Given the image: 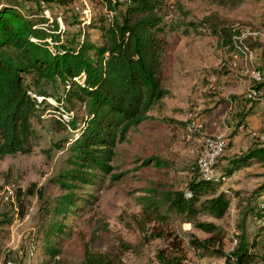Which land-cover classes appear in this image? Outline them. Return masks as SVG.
I'll return each instance as SVG.
<instances>
[{
  "label": "trees",
  "instance_id": "obj_1",
  "mask_svg": "<svg viewBox=\"0 0 264 264\" xmlns=\"http://www.w3.org/2000/svg\"><path fill=\"white\" fill-rule=\"evenodd\" d=\"M99 2L104 13L82 24L83 30L61 39L63 31L58 29L55 19L48 25L47 18L40 16L34 21L32 16L37 12L41 15L50 6L76 10L75 0H0V159L30 152L32 120L40 118L43 105L50 106L47 97L55 98L52 110L82 111L79 121L72 117L52 118L56 129L72 131L70 167L55 178L62 192L46 209L49 219L42 240L44 251L52 260L60 254L58 239L65 219L75 213L76 202L85 201L77 190L84 185H96L105 176L117 178L118 174L111 173L116 145L125 142L127 133L147 120H167L156 119L150 112L160 111L162 99L169 96L160 77L165 33L176 31L179 26H166L163 21L167 13L164 0ZM206 27L224 44L234 31L228 27L219 29L211 23ZM87 29L98 33L97 40L90 39ZM257 69L264 77V64ZM45 84L56 91L60 89L59 94L46 91ZM254 87L264 91V81ZM35 96H41V101ZM150 161L161 166L155 156L142 159V164ZM252 165L264 166V145L257 141L244 152L228 156L218 179L198 177L183 189L159 185L162 191L146 189L136 197L139 228L148 225L145 240L162 241L153 250L155 264H185L188 250L197 257L222 258L223 264H264V213L259 204L242 211L243 217L250 215L256 221L255 229L245 231L242 220L235 226V243L227 251L224 249L227 236L221 227L200 218L221 219L225 215L229 201L224 192L218 191L221 178ZM33 186L24 190L27 195H33ZM21 210L17 214L22 215ZM177 220L188 223L191 230L173 229L171 222ZM193 230L204 236H197ZM79 264H111V261L105 253L92 250L89 242L83 241Z\"/></svg>",
  "mask_w": 264,
  "mask_h": 264
},
{
  "label": "rangeland",
  "instance_id": "obj_2",
  "mask_svg": "<svg viewBox=\"0 0 264 264\" xmlns=\"http://www.w3.org/2000/svg\"><path fill=\"white\" fill-rule=\"evenodd\" d=\"M84 1L88 13H82V0H75L76 10L56 6H50L47 10V24L56 20L58 29L63 31L61 39L83 30L85 15L91 20L105 12L100 0ZM164 3L168 13L166 26H179L176 31L165 33L168 46L164 60L167 57L175 60L178 47L182 51H207V72L211 75L221 73L226 66H221L219 62L216 49L220 45L216 35L211 34L212 31L206 27L211 23L219 29L228 27L256 33L245 40L252 47V66L258 68L264 64V0H164ZM26 5L31 6L32 2H26ZM33 15L34 21L40 19V13ZM188 22L200 27L192 28ZM185 29L186 38L181 40V32ZM87 32L90 39L97 40L98 33L95 30L87 29ZM25 79L28 81L29 77ZM43 88L56 95L60 92V89L56 91L48 84L43 85ZM54 99L53 96L47 97L46 102L50 106L43 105L40 118L32 120L34 135L30 152L6 155L0 159V264L5 258L12 259L14 264H79L83 241L89 242L92 250L105 253L111 264H155L153 250L162 241L145 240L148 225L139 228L136 197L146 189L162 191V186L171 190L183 189L186 183L199 177L195 163L206 124L202 121V133L188 140L184 138V126L174 128L159 121H148L131 129L126 141L115 147L111 173L118 174L117 178L108 179L105 176L104 181L96 185H84L77 190L85 201L76 202L78 208L75 213L65 219L63 233L58 239L60 254L52 260L45 253L42 240L49 219L46 209L52 205V199L62 192L55 178L70 167L69 145L72 140L70 129L58 130L52 124V118L63 119L61 108L58 110L60 114L52 110L56 103ZM203 113L204 110H200L198 115ZM67 117L79 121L82 111L76 108ZM224 136L225 147L216 160L215 176L222 174V166L232 151H236L237 147L241 151L233 141L232 132ZM151 156L159 158L161 166H154L152 161L142 164V159ZM31 184L34 185V193L27 195L24 190ZM4 187L13 191L14 203L2 200ZM17 190L19 192L15 193ZM218 191L224 192L229 201L225 215L215 219V224L227 236L224 247L227 251L232 247L237 232L235 226L242 220L245 231L255 229L256 221L250 215L243 217L242 211L264 200V166L253 165L233 172L222 179ZM19 209H22V215L17 214ZM200 218L207 220L210 217ZM171 226L176 231H183L178 220L171 222ZM193 231L199 237L204 236ZM186 257L187 262L192 264H196L199 258L190 250L186 252ZM204 261L207 264H223V259L218 257H205Z\"/></svg>",
  "mask_w": 264,
  "mask_h": 264
},
{
  "label": "crops",
  "instance_id": "obj_3",
  "mask_svg": "<svg viewBox=\"0 0 264 264\" xmlns=\"http://www.w3.org/2000/svg\"><path fill=\"white\" fill-rule=\"evenodd\" d=\"M181 34L183 35L181 40L185 39L187 32L185 34L181 32ZM215 37L220 45L216 49L220 62L230 50H224L218 37ZM165 40L160 77L165 88L169 90V96L162 99V109L158 112L154 109L150 115L156 119L164 117L167 120L165 122L147 120L143 123L159 121L177 128L183 126V120L189 110L197 113L204 110V113L200 115L203 123L206 124L204 135H226L232 132L233 141L236 145L238 144L241 151H238L237 147L231 155L240 154L251 147L256 140L239 133L236 127L239 124H246L254 130H261L264 106L258 101L244 99L245 90L251 86L246 66L239 62L234 69L226 67L221 73L211 75L207 72L209 68L207 51L195 52L190 51L191 49L182 51L181 47L176 49L175 60L168 57L164 60L168 46L166 36ZM211 94L214 95L211 96ZM207 220L216 223L215 219ZM182 228L183 231L190 230L188 223H182ZM204 260L205 257H199L196 259V264H207Z\"/></svg>",
  "mask_w": 264,
  "mask_h": 264
},
{
  "label": "built area",
  "instance_id": "obj_4",
  "mask_svg": "<svg viewBox=\"0 0 264 264\" xmlns=\"http://www.w3.org/2000/svg\"><path fill=\"white\" fill-rule=\"evenodd\" d=\"M84 4V8L82 9V13H88V6L84 0H82ZM76 8V6H75ZM47 10L44 9L40 16L48 18ZM109 15V14H107ZM166 13L163 16V21L167 20ZM86 16V17H85ZM86 22H88V15H85ZM60 28V26H59ZM254 32L244 31V30H234L229 35L228 43H223L221 40L220 43L223 46L224 50H230L228 55L221 59L220 63L223 66L228 67L229 69H234L237 65L242 64L246 66L248 77L250 80L251 86H249L244 92V99L247 101H258L264 106V91L261 89H257L254 87L255 84L261 83L264 81L263 73L252 66V50L245 43V39L255 35ZM34 96V95H33ZM37 101L41 100V96H35ZM61 116L63 120H67L71 115V111L64 112L61 111ZM203 123L200 119V116L196 111H189L185 115L184 119V138L185 140L190 139L193 135H199L202 133ZM236 130L244 134L250 138L255 139L258 144L264 145V118H263V126L261 130H254L246 124H239L236 127ZM225 147V136L223 134L216 135H202L201 138V146L199 149V153L196 158V168L198 171V176L201 179H218L220 176H215V163L217 158L223 152ZM223 179V177L221 178ZM2 200L9 203H14V193L8 188L4 187L3 189V197ZM259 207L261 208V212L264 213V201L259 203ZM235 243V239H233L232 245ZM2 264H14L12 259L5 258L2 261ZM185 264H192L190 262H185Z\"/></svg>",
  "mask_w": 264,
  "mask_h": 264
}]
</instances>
